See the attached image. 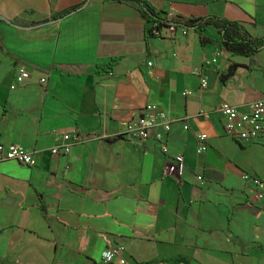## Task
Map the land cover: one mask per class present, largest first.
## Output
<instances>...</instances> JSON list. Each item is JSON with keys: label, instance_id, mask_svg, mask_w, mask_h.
<instances>
[{"label": "crops", "instance_id": "obj_1", "mask_svg": "<svg viewBox=\"0 0 264 264\" xmlns=\"http://www.w3.org/2000/svg\"><path fill=\"white\" fill-rule=\"evenodd\" d=\"M146 1L264 36V0ZM263 97L264 48L232 54L214 26L148 36L134 0H0V142L36 152L32 167L0 162V264H104L119 247L116 264H264L251 181H264V144L198 115ZM147 104L170 120L166 153L121 134ZM176 154L182 175H163Z\"/></svg>", "mask_w": 264, "mask_h": 264}, {"label": "built area", "instance_id": "obj_2", "mask_svg": "<svg viewBox=\"0 0 264 264\" xmlns=\"http://www.w3.org/2000/svg\"><path fill=\"white\" fill-rule=\"evenodd\" d=\"M173 31L174 28L170 27ZM217 56V53H216ZM216 56L213 62L216 61ZM148 66L152 65L151 61L147 62ZM24 75L17 73L15 75V82L10 85V89H15L19 84L23 83ZM39 83H45V77L39 79ZM207 85L205 78H201L200 87L204 88ZM186 94H191V91H185ZM211 113H220L224 119V129L229 135L242 142H260L264 144V97L255 99L249 102L245 108H239L227 103H220L211 111L201 112L198 115L204 118L209 117ZM187 128V127H184ZM154 130L151 133V130ZM170 129V120L165 112L156 104H147L137 110L134 117L122 123L121 134L127 136L129 139L145 141L153 138L159 145L163 153L167 152L165 134ZM200 144L197 148L198 153H202L206 149V135L201 133L198 135ZM52 155L59 153L58 147L50 148ZM69 146L63 145L62 153L67 154ZM35 151L25 149L20 145L7 144L0 142V162L5 160H13L21 165L32 167L36 164ZM183 155L176 154L172 157V163L169 167L163 170V175L180 178L183 173ZM244 179H249V175L243 174ZM196 179L201 181L200 175ZM254 184L255 201L264 198V181L256 177L251 178ZM123 251V247L116 250H107L103 253L102 261L104 264H116V258Z\"/></svg>", "mask_w": 264, "mask_h": 264}, {"label": "trees", "instance_id": "obj_3", "mask_svg": "<svg viewBox=\"0 0 264 264\" xmlns=\"http://www.w3.org/2000/svg\"><path fill=\"white\" fill-rule=\"evenodd\" d=\"M139 4L140 13L146 21L148 36L159 35L161 29L173 27L187 30H203L207 26L217 28L220 36V47L226 51L242 56H251L264 48V36L252 37L239 23L222 17L207 16L199 19L168 18L164 11L156 10L146 0H134ZM105 70L104 66H97Z\"/></svg>", "mask_w": 264, "mask_h": 264}]
</instances>
